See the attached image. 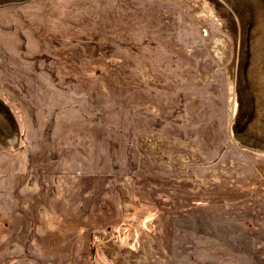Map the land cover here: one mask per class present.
<instances>
[{
    "label": "rangeland",
    "instance_id": "1",
    "mask_svg": "<svg viewBox=\"0 0 264 264\" xmlns=\"http://www.w3.org/2000/svg\"><path fill=\"white\" fill-rule=\"evenodd\" d=\"M0 264H264V0H0Z\"/></svg>",
    "mask_w": 264,
    "mask_h": 264
}]
</instances>
